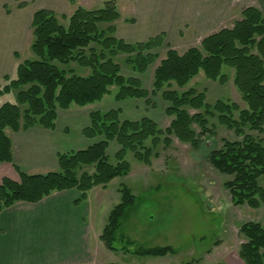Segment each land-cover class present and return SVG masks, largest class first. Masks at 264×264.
Instances as JSON below:
<instances>
[{
	"label": "trees",
	"instance_id": "16d2710c",
	"mask_svg": "<svg viewBox=\"0 0 264 264\" xmlns=\"http://www.w3.org/2000/svg\"><path fill=\"white\" fill-rule=\"evenodd\" d=\"M241 17L232 28L205 37L200 46L183 54L169 48L160 60L158 51L164 48L165 34L136 44L117 38L116 23L121 17L115 0L99 10L79 7L70 16L47 9L36 11L31 22L34 59L20 63L14 76H0V166L13 164L7 130L55 131L60 111L101 103L113 88L117 103L160 96L169 104L166 116L173 120L168 128L161 129L149 118L122 120L120 109L92 112L83 136L96 142L86 149L59 154L58 171L45 175H29L14 165L19 179H2L0 213L19 203L38 204L54 193L71 190L79 192L77 202L86 201L93 189H106L115 179L130 174L129 154L139 163L151 165L153 158L160 157V145L168 148L175 138L199 150L204 142L214 140L211 120L242 138L223 140L222 146L207 156L212 167L231 178L224 186L233 205L264 207L260 183L264 179V139L246 133L264 134V15L258 8L248 7ZM121 60L139 76L158 64L151 91L140 78L123 75ZM227 70L233 72L245 108L224 100L210 105L206 92L189 87L201 73L226 85L230 80ZM113 142L120 147L114 160L108 154ZM118 191L121 203L111 211L100 237L106 249L143 258L175 253L170 246L135 247L127 239L123 225L137 198L126 185ZM239 232L245 240L239 258L245 264H264V226L248 222ZM117 242L126 245L119 249Z\"/></svg>",
	"mask_w": 264,
	"mask_h": 264
},
{
	"label": "rangeland",
	"instance_id": "374dc122",
	"mask_svg": "<svg viewBox=\"0 0 264 264\" xmlns=\"http://www.w3.org/2000/svg\"><path fill=\"white\" fill-rule=\"evenodd\" d=\"M109 1L112 0H17V21L12 18L9 19L10 23L4 25L3 17L0 18V76H14L20 63L34 59L30 49L33 42L31 22L36 11L47 9L59 16H70L79 7L88 10L103 9ZM115 1L121 17L116 26L119 23L132 22V8L136 1ZM155 2L157 0H153L152 4ZM21 4L27 6L19 8ZM253 5V0L237 1L233 7L237 10L235 14L238 17L230 16L231 19L224 27H233L241 20L243 10ZM13 8L5 6L0 10V15H11ZM201 42L202 40L195 45L174 48L165 42L164 48L158 51L160 60L165 58L169 48L183 54L191 47L200 46ZM15 54L18 55V59L15 58ZM120 63L124 69L123 75L140 78L144 87L151 91L154 70L158 64L152 66L145 75L139 76L132 73L122 60ZM226 72L230 78L226 85L210 81L201 73L189 87L196 88L198 92H206L210 105H214L218 100H224L245 108L241 95L234 85L233 72L230 70ZM116 91V88H113L112 93L101 103L85 108L73 106L71 110L77 111L71 113L73 116L82 114L88 120L94 111L123 107V119L148 115L155 119L154 122L159 128L166 129L170 126L173 118L167 117L165 113L169 104L160 96L150 98V101L135 100L128 105L118 104L115 101ZM131 105L137 108H127ZM210 125L214 127V140H207L199 150H194L189 144H183L175 138L168 148L160 145L158 149L160 157L153 158L151 165L139 163L132 154H129L127 161L131 165L130 174L115 179L106 189L98 187V192L90 194V203L87 207L90 213L88 217L86 216V224L89 225L88 245L92 250V260L86 264H245L239 258L240 247L245 241L240 235V227L248 222L264 226V207L251 209L247 206L233 205L231 196L224 186L231 178L220 174L212 167L207 156L212 149L222 146L223 140L241 141L242 138L234 131L219 125L217 120H211ZM246 133L264 139V134L249 130H246ZM75 136L72 133L69 136L70 140H74ZM119 149L116 142L111 143L108 154L112 160ZM9 166L11 165L0 166V177H16ZM92 170L88 169L90 172ZM260 183L264 187V179ZM121 185L129 187L137 198L135 207L130 209L128 219L123 225L127 239L133 241L135 247L170 246L175 253L159 258L136 257L121 251H109L101 240L96 238L98 233H103L113 208L121 203V194L118 191ZM84 203L86 202L83 201ZM125 245L126 243L117 242L115 246L120 249Z\"/></svg>",
	"mask_w": 264,
	"mask_h": 264
},
{
	"label": "crops",
	"instance_id": "0c3cea01",
	"mask_svg": "<svg viewBox=\"0 0 264 264\" xmlns=\"http://www.w3.org/2000/svg\"><path fill=\"white\" fill-rule=\"evenodd\" d=\"M135 1H132L135 2L132 8L133 21L117 25V38L129 44H136L166 34V44L173 48L195 45L210 34L232 28L224 25L231 19L230 16L238 17L233 6L237 1L240 2V0H157L152 4L153 0ZM253 1V7L258 8L264 15V0ZM5 6L14 8L11 15H0V18L3 17L4 25L10 23L9 19L12 18L17 21V0H0V10ZM132 102L135 100L118 104L128 105ZM127 108L137 107L131 105ZM114 109L122 111L123 119V107ZM72 111L77 110L59 112L55 131L43 128L20 133L7 131L13 151V164H9L11 165L9 167L16 175L9 178L19 179L14 165L29 175H45L58 171L59 154L86 149L96 142L83 136L84 129L90 125V119L87 120L79 113L73 116ZM143 118L155 120L148 115L130 116L123 120L139 121ZM72 133L76 135L74 140L69 138ZM3 178L0 177V183ZM98 189L95 188L89 193L84 204L77 202L79 192L71 190L54 193L38 204L19 203L1 212L0 264L91 262L92 250L88 245L90 234L86 216L88 217L90 213L87 208L90 194L98 192ZM101 235L98 233L96 237L99 241Z\"/></svg>",
	"mask_w": 264,
	"mask_h": 264
}]
</instances>
